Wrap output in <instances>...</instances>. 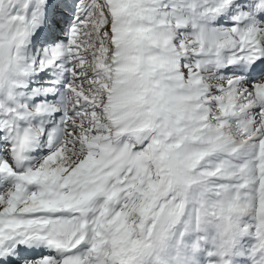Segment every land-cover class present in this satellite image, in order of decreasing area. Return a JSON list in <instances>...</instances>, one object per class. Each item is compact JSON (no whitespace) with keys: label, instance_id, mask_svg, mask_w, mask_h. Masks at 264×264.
<instances>
[{"label":"snow or ice","instance_id":"obj_1","mask_svg":"<svg viewBox=\"0 0 264 264\" xmlns=\"http://www.w3.org/2000/svg\"><path fill=\"white\" fill-rule=\"evenodd\" d=\"M0 264H264V0H0Z\"/></svg>","mask_w":264,"mask_h":264}]
</instances>
